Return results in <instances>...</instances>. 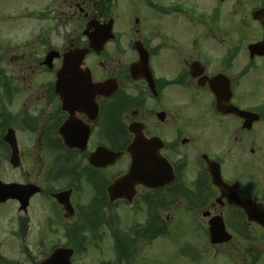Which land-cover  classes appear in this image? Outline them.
I'll return each instance as SVG.
<instances>
[{"label":"flooded vegetation","instance_id":"flooded-vegetation-1","mask_svg":"<svg viewBox=\"0 0 264 264\" xmlns=\"http://www.w3.org/2000/svg\"><path fill=\"white\" fill-rule=\"evenodd\" d=\"M102 1L91 4L100 21L112 18ZM128 1L131 18L115 39L88 53L90 76L61 95L63 55L87 45L75 14L95 17L85 0L55 11L59 45L49 41L43 11L30 37L0 42V181L8 186L0 208L13 226L12 259L0 243V264H42L58 247L71 248L72 264L79 255L91 264H164L165 249L175 264H264V47L249 49L264 40V22L252 19L260 32L241 44L264 0H248V13L236 0L229 20L237 12L241 20L229 35L219 4L198 13L188 0ZM51 49L59 54L54 79L31 80L51 74L54 61L43 62ZM5 56L31 62L23 81L18 65L2 66ZM82 79L90 83L77 85ZM134 122L154 173L149 184L111 188L130 167Z\"/></svg>","mask_w":264,"mask_h":264},{"label":"rangeland","instance_id":"rangeland-1","mask_svg":"<svg viewBox=\"0 0 264 264\" xmlns=\"http://www.w3.org/2000/svg\"><path fill=\"white\" fill-rule=\"evenodd\" d=\"M68 1L69 0H0V42L3 40L10 42L11 40L13 41L14 38L15 40H23L27 37H30L36 31V27L38 26L37 23L32 18L34 17V15H37L36 13H38L39 11H43V13L46 16L44 25L47 26L49 41H53L55 45L57 44L59 45V35L58 34L60 31V27L58 24L59 21L56 20L55 11L58 10V12L60 13H67L69 9ZM85 1L86 2L83 3V5L89 6V8L86 10H88L89 12H93L95 17L100 20L101 18L97 15V13H95L96 12L95 7L91 5L93 2H96L98 4V0H85ZM136 1L137 3L131 4L132 8H135V7L137 8L138 4H140L139 0H136ZM235 1L236 0H224L223 3L222 2L219 3V0H188L189 5L200 7V9L197 8L198 13H201L203 8H208V7L212 8V5L219 4L218 6L221 7L222 15L224 17V24L222 26L224 30L228 29L227 30L228 32L226 31L227 35H229V30H231L232 32L233 31L235 32L236 22L239 21L240 23V20H241V18L237 16L238 12L236 13V16H234L232 20H229V16H231L230 14L231 10L234 7L239 9V6L234 5V3L238 4ZM133 5L135 6L133 7ZM127 6L128 8H130L128 0H127V3H126V0H114L112 2V8L110 12L106 14H102L104 17L105 16L112 17V19L115 22L113 26V30H120L121 26L124 25V23H126V21L129 19V17L127 18V15H129ZM250 6L251 5L248 0H242V3L240 5L241 13H245V12L248 13V9ZM71 11H72V8H71ZM75 15H76L75 17H78V20L75 21V23L78 24V34L81 37V35H83L82 30L86 25V21L84 20L83 14L81 12L77 11ZM226 15H227V18H225ZM174 19L177 20L176 17H174ZM247 20H248V25L246 26L244 30H242L244 39L241 41V44L243 45H246L247 42H251L252 40L256 39L260 32L259 31L260 26L253 25L251 23L252 19L250 16H248ZM67 28L69 29L70 25H68ZM239 34L240 36H242L241 33ZM9 36H11V38H9ZM113 47H114L113 44H109L108 50H112ZM124 50L127 51L126 47H124ZM41 54L42 53L39 52L38 56H40ZM130 56L131 54L126 53V57H130ZM92 58L93 56L87 57L86 60L88 64H90ZM28 63H31V62H29L27 58L25 60L21 58L11 59L9 58V56H5L4 63L2 64V66L4 67L6 66L8 70L12 71L11 68H13L14 70H17L16 66L18 65V71L21 69L20 70L21 72L20 71L19 72L22 77L21 80L23 81V77L25 76V73H27V71L30 70V69H26ZM58 65H59L58 62L54 61L53 70L50 75H46L42 72H39L38 74L34 75V77L31 78V80H34L35 82H37L38 80H45L49 78V76L51 79H54V72L56 71L57 69L56 67ZM24 87L26 88V84H24ZM22 88H23V85H22ZM123 161L124 160L119 162V164L113 167V169H116L122 166ZM5 179L7 178L5 177ZM1 206H4V205H1ZM1 208H4V207H1ZM1 208H0V243H2L3 249H5L6 251V253L4 252L2 253L4 255L3 257L5 258L7 257L9 260V259H12L11 257H12L13 247L11 246L12 241H11L10 232L12 231L13 226L10 225L11 216L10 214H8V209L5 210ZM168 250L169 249H165L163 252V255H164L163 262L164 264H175L176 262H174V258L172 257L171 252ZM106 259L107 257L104 260ZM75 260L76 262L75 261L74 262L77 263L78 261V264H91V261H87L85 259V256L79 255V258H75ZM101 261L103 260L102 259L96 260V261L94 260L92 264H99V262L101 263ZM202 264H225V263L220 258H217L214 260L206 259L204 260Z\"/></svg>","mask_w":264,"mask_h":264},{"label":"water","instance_id":"water-1","mask_svg":"<svg viewBox=\"0 0 264 264\" xmlns=\"http://www.w3.org/2000/svg\"><path fill=\"white\" fill-rule=\"evenodd\" d=\"M253 16L255 19H258L261 24L263 25L264 21V9L257 10L253 13ZM113 22L112 19H109L108 21L100 23L96 19H91L84 31V34H87L89 37V45L90 48H94L96 51H101L103 49L104 43L111 39L113 37L112 31ZM262 42H258V44H253L251 47H255L258 49V45ZM89 48L87 47H81L75 50H71L70 52H67L63 55L62 64L60 65V69L57 71L56 74V90L59 95L64 94L65 87H70L72 83H74L77 78L82 76H90L89 70L87 68L82 67L85 55L88 53ZM140 57L143 58L144 54L139 52ZM57 52L50 51L48 55L46 56L45 63L51 67L52 60L55 56H57ZM139 70L137 65L131 66V74L135 76L137 71ZM75 71L77 73H75ZM90 80L82 79L78 81L76 84L79 86H82L83 84L86 85ZM137 123H132L129 126L130 131L134 132L136 134L135 139L129 144L127 147V151L132 154V162L129 171L120 177V179L114 184V186H119L121 184H127L128 186H131V184L135 183L136 181H142V178H144L146 175V179L148 180L149 172L145 169L148 168V164L142 163V160H144L145 156L144 154L140 153L142 150H144L145 142L143 137L141 136L138 128ZM107 156H111L110 158H114L115 156L119 155L115 152H112L110 150L106 149ZM157 156V153H155ZM7 185L0 182V192L3 193V197H0V199L6 198L7 193L5 192L7 190ZM61 194H57V197H60ZM211 230L212 234L215 235L217 233L216 226L218 225L216 220H212L211 222ZM72 250L71 249H64V248H57L56 251H54L51 254V258L47 260L48 262H51L52 264H71L70 257H71Z\"/></svg>","mask_w":264,"mask_h":264},{"label":"trees","instance_id":"trees-1","mask_svg":"<svg viewBox=\"0 0 264 264\" xmlns=\"http://www.w3.org/2000/svg\"><path fill=\"white\" fill-rule=\"evenodd\" d=\"M107 2V1H106ZM110 3V0L108 1Z\"/></svg>","mask_w":264,"mask_h":264}]
</instances>
